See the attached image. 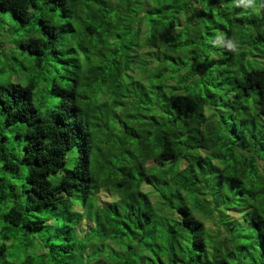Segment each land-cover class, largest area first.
<instances>
[{"label": "clouds", "instance_id": "1", "mask_svg": "<svg viewBox=\"0 0 264 264\" xmlns=\"http://www.w3.org/2000/svg\"><path fill=\"white\" fill-rule=\"evenodd\" d=\"M64 6L62 20L58 12L52 15L50 0H0V11L20 22L4 23L7 17L0 16V58L5 68L14 57L28 66L13 73L14 85L0 87V101L6 93L17 101L3 102L0 118L7 116L10 124L29 115L30 122L45 121L40 132L57 146L49 159L23 135L3 140L0 123V200L15 205L14 211L5 206L9 221L51 248L53 257L46 255L44 264H111L114 256L127 264H187L189 258L191 264H264V76L250 80L260 88L251 100L239 84L255 65L264 68V0H172L171 7L162 0H65ZM89 20L108 33L99 34L98 44L85 31L91 30ZM71 28L73 35L62 34ZM121 44L127 66L121 64L125 57L112 59ZM53 58L74 69V86L64 90L56 83L47 70ZM44 61L47 67L34 85ZM141 65L160 74L176 71L177 77L152 86L153 73H138ZM104 66L113 77V97L106 90L98 97L94 85L86 86L100 78ZM141 105L154 119L140 123L137 116V123H125L126 114ZM55 124L72 134L57 133ZM13 158L34 160L39 170L29 175L13 167ZM153 165L166 180L146 175ZM69 169L79 184L67 183ZM145 188L149 195H141ZM109 206L120 221L140 225L134 240L110 235ZM33 211L41 213L35 222ZM252 222L259 238L250 230ZM125 243L131 250L120 247ZM6 251L0 248V264H13Z\"/></svg>", "mask_w": 264, "mask_h": 264}, {"label": "trees", "instance_id": "2", "mask_svg": "<svg viewBox=\"0 0 264 264\" xmlns=\"http://www.w3.org/2000/svg\"><path fill=\"white\" fill-rule=\"evenodd\" d=\"M162 2L165 4L166 7H171L172 0H162ZM65 0H50V11L52 15L55 17L57 16V12L59 13L58 18L59 19H65ZM211 6V5H210ZM35 7V5H33ZM71 11V9H69ZM207 15V13H205ZM0 16H5L7 17L6 20H4V23H12V24H19L20 22L17 20V17L15 14L12 12H2L0 11ZM171 23V21H169ZM147 24L149 27L152 25V19L151 16H149V19L147 20ZM91 20H89V29H85V31L88 33L89 36H94L95 39L93 41L94 44H98L101 42L100 40V33L103 31L105 38H107L108 33L103 27H95L93 28ZM227 27H230V25H225ZM23 27V25H21ZM41 31H43L41 29ZM75 32V28H71L69 31L62 33L63 35H68L71 36ZM126 38H131V33L128 28L125 29L124 33ZM120 36L117 34V39H119ZM79 47V46H78ZM125 48L126 46L121 44L120 48L118 51H116L112 59L115 60V56L119 55L122 57H125L122 61L121 64L124 66L128 65V60L125 56ZM20 51H24V49L21 47ZM74 51V50H73ZM81 53L84 52V49H80ZM29 56H31V53H28ZM36 59H39L36 57ZM85 59L87 57L85 56ZM255 60L256 58L253 57L252 59V64L255 65ZM5 63L6 61L3 58H0V87H5V86H12L16 83L12 79L13 73H19V72H27L28 71V66L22 65L21 63L16 62V58H13L12 63L8 64L7 68H5ZM47 61H44L41 64L37 65V70L35 73V79L33 80V84H38L39 83V70L41 68L47 67ZM169 64L173 65L175 67V62L174 60H169ZM112 67H115V64L112 65ZM53 74V78L58 83L62 89L67 90L70 87L75 85V77L70 75V72L74 71L70 67V65L67 62H62L61 60H56L53 58L52 61V67L47 69ZM151 71L152 78H151V83L152 86L160 87L163 85V81L165 80H174L177 77L176 71H165L163 74H160L159 72L155 71V69H151L148 65H141L140 67L137 68L138 73H148ZM104 73H107V82L104 79ZM264 76V68H261L259 65H255L253 72L251 73L250 76H244L240 79L239 84L241 86V89L244 93V98L251 100L253 98V95H259L260 93V88L258 87L259 81H256L257 86L254 87L252 83H250V80L252 77H260ZM113 77L111 72L109 71L107 66H104V72L100 74V78L94 81H89L86 86L91 87L95 86V93L98 97L103 96V92L106 90L109 97H113L115 95V90L109 86L111 83ZM129 83H132L131 80H129ZM137 83H139V80H137ZM171 90H172V95L176 96L177 99L180 97L177 95V86L175 84L171 85ZM207 95V93H205ZM186 99V98H185ZM261 101H264V96L260 97ZM11 101L13 105L17 103L16 98L12 95L5 94L4 96V101H0V105H2L3 102ZM257 101H253V103H256ZM123 99L120 101L119 106H123ZM175 106V104H174ZM148 107H151V104L149 103ZM243 111V109H242ZM140 117V123L147 122V118L151 117L154 119V116L150 111H146L144 109V106L141 105V109L138 111L136 109H133L131 112H128L126 114V120L125 123L127 124H135L137 123L136 117ZM221 122H223V117L220 118ZM31 121V115L28 116L27 119L24 117L20 116L18 118H15L12 123H9V120L7 116L0 118V123H3L5 132L3 133V140L7 139H13V140H19L20 136L23 135L25 139L29 142V146L33 147V150H39L42 152L44 156H47L49 159H54V152L56 151L57 146L54 144L53 140L50 138V135L45 132L41 133L40 128L42 126H47L45 121H36V122H30ZM53 123H55L53 121ZM68 123H74L73 120H70ZM16 127H20L23 129V132L15 133L13 131H7V129H15ZM55 128L57 133H62V134H72V130L65 127L62 124H55ZM231 135V133H229ZM198 135V134H197ZM33 137H38L39 142L34 143ZM234 139H238V137H233ZM130 142L133 143H139V140L136 138H132ZM26 156L28 155V148L26 147L24 149ZM13 167L19 168V169H25L29 171V175L31 174V169L35 168L39 170L40 165L37 164L34 160L31 163H25L19 160H16L13 158ZM220 165L221 166H228V161L225 160H220ZM234 163V162H232ZM72 169H69L65 171V176L68 177L67 183L69 185H76L79 184L80 181L76 178L74 175H69V172H72ZM146 175L148 176H160L162 179H167V177L160 172L154 165L151 168H146L145 169ZM53 175L55 172L52 173ZM129 180L132 183H135V181L131 180V177H129ZM28 184V191L33 192V184L30 181H26ZM74 190V189H73ZM11 191V189H9ZM70 195V192H68ZM150 193L148 192L147 188H145L144 192L141 193V195H149ZM33 195L35 193L33 192ZM194 193H189V197L193 196ZM36 199H39V197H36ZM163 199V197H161ZM143 203V201H141ZM8 206L11 210H15V205L12 203L11 200L4 201L0 200V248L6 249V254L10 257L11 261L13 264H44V257L47 255L49 257H53V253L51 251L50 247L46 246L45 244H41L39 241H37L35 235L31 232H27L24 230L23 226L19 230H17V227L15 224H13L11 221H9L8 216L10 212L6 210L5 206ZM108 211L111 212V206H109ZM131 212V209H129ZM41 215L40 212L38 211H33L30 219L32 222H35L36 216ZM119 213L118 212H111V219H112V228L114 229L110 235L113 237H116L117 235H120L122 239H135L133 236V231H140V225H132L131 221L129 220L128 222L120 221L119 220ZM250 230L251 232L255 233L257 238L260 236V231L256 227V224L252 222L250 224ZM27 237V239H25ZM149 242H151L149 240ZM65 243H67L65 241ZM57 247L60 246L59 242L56 245ZM242 246H247V242H245ZM120 247L125 250L129 251L131 250V245L130 244H121ZM193 251L196 252L197 257L200 256L201 252L199 249H196L195 246L193 247ZM174 255H180V253H176ZM48 264H54V259H50ZM111 264H127V261L123 260L119 256H114L111 258ZM170 264H174V261L170 262ZM187 264H191V258H189V261Z\"/></svg>", "mask_w": 264, "mask_h": 264}]
</instances>
